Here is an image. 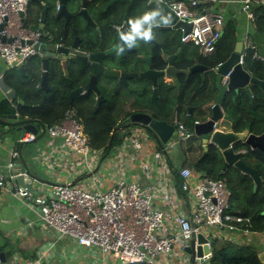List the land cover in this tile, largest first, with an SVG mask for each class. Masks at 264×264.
<instances>
[{
    "label": "built area",
    "instance_id": "1",
    "mask_svg": "<svg viewBox=\"0 0 264 264\" xmlns=\"http://www.w3.org/2000/svg\"><path fill=\"white\" fill-rule=\"evenodd\" d=\"M218 1L238 3L252 24V6L264 5V0H181L170 3V10L177 19L188 18L191 25L188 33L181 34V43L196 46L207 57L215 52L224 31L222 10L213 8ZM28 8L29 0H0V59L8 69L26 64L49 39L43 29L24 26ZM8 38L13 40L8 42ZM243 43L239 64H244V57L250 50L253 59L263 60L247 36ZM229 74L230 71L222 76L223 85L227 84ZM4 75L0 72V82ZM10 94L8 91L7 99ZM172 126L174 134L164 143L146 127L131 126L122 143L115 148L114 156L102 159L101 151L90 147L79 111L72 104L58 123L43 130L38 128L36 134L28 133L22 142H46L51 151L45 156L47 162L51 158L61 160L70 175L86 178L91 174L92 180L59 182L35 193L27 183L26 173L10 174L8 185L0 173V188L8 187L57 238L69 237L77 246L93 251L99 264L107 261L157 264L162 256H175L178 252L184 255L188 242L203 230L215 227L230 233L247 232L248 229L242 227L246 220L229 208V192L223 179H211L187 167L178 169L169 162L176 149L172 137L184 141L194 133V126L184 124L176 114ZM149 142L157 143L160 149L150 152L147 149ZM20 155L21 146L11 152V158ZM136 158L137 172L133 168ZM56 166L54 163L53 167ZM8 167L13 169L14 162L9 161ZM96 172H100V179L93 177ZM106 179L115 180L109 185ZM182 202L187 207L179 210L178 204ZM210 256L211 252L207 259Z\"/></svg>",
    "mask_w": 264,
    "mask_h": 264
},
{
    "label": "trees",
    "instance_id": "2",
    "mask_svg": "<svg viewBox=\"0 0 264 264\" xmlns=\"http://www.w3.org/2000/svg\"><path fill=\"white\" fill-rule=\"evenodd\" d=\"M39 1V0H38ZM181 1V0H165ZM40 4V3H39ZM30 6V1H29ZM40 5L36 10L34 23L38 25L42 19L40 15ZM254 12V30L249 36L257 50V53L263 56V60L252 58L253 51L250 50L244 57V68L249 73L259 79L264 80V5H253ZM48 15V13H47ZM236 20L230 16L224 17V31L221 39L216 45L215 52L209 57H203L198 52L197 47L188 45L182 49L180 56L176 59V64L180 67H191L194 63L209 68H214L223 63L233 52L238 41V28ZM180 36L177 37V45L165 46V52L170 54L181 44ZM58 39V37H56ZM159 66L163 67L161 61ZM48 91L38 89L40 82V60L37 57L30 58L24 66L25 77L19 76L7 77V82L14 89L15 102L17 99L23 101V105L17 104V108L12 107L11 103L3 100L0 102V118L3 116L17 114L21 120H30L44 127L51 126L61 120L62 114L70 106L68 95L71 91V84L68 81L64 83L63 72L57 67L49 68ZM18 75V74H17ZM20 75V74H19ZM206 76L211 77V85H201L200 74H192L188 80L185 92L190 96L183 100L181 95L176 99L161 101L159 111L154 114L157 118H169L173 111L178 110L183 115L185 124L189 127L196 121H204L210 114V108L213 105L217 88L215 85L216 74L214 71H208ZM17 78L20 80L18 81ZM252 99H250L243 90L238 92L228 91L224 94L221 101V108L228 115L232 122L222 120L219 126L224 130L243 131L249 130L250 133L260 135L264 133V93L255 85L250 87ZM163 94V92H161ZM178 103V104H177ZM79 110H83L81 102H73ZM81 106V107H80ZM190 108L189 115H186V108ZM260 112V114H258ZM183 113V114H182ZM121 118L120 114L100 116L93 121L84 122V131L89 139V145L93 150L101 151V156L107 158L114 153V142L119 139L117 133L112 129L117 120ZM194 140H200L194 136ZM192 139V138H191ZM184 154L185 160L181 163L182 167L191 168L201 173L203 176L211 179H224L227 182L229 194V208L232 203L236 205L237 211L234 214L241 216L246 221L242 227L250 232H264V153L257 150L254 153L245 156L244 161L257 170L262 179V185L255 191L253 182L247 175L241 174L236 169L228 170L225 174L222 172L223 157L220 152L212 145L208 147L207 154L203 157V146L197 143L189 152L181 148V154ZM186 154V155H185ZM0 251L2 248L0 247ZM211 262V263H210ZM209 264H264L258 255L249 250L246 254L234 258H228L226 251L214 253L209 260Z\"/></svg>",
    "mask_w": 264,
    "mask_h": 264
},
{
    "label": "flooded vegetation",
    "instance_id": "3",
    "mask_svg": "<svg viewBox=\"0 0 264 264\" xmlns=\"http://www.w3.org/2000/svg\"><path fill=\"white\" fill-rule=\"evenodd\" d=\"M38 2L42 5L40 8V15L43 6H46L45 17L40 20V23L43 25L44 31L49 35V39L45 41L49 51H53L58 46L69 47L73 42V30L75 29L80 38L79 50H88L94 53L104 52L105 56L100 62L104 70L138 75L149 67H152V69H161L162 67L159 66V63L164 56L166 57L174 54L178 49L182 51V49L189 45L181 43L177 49L170 54L165 52V46L169 45L172 47L175 46V44L177 45V37L182 34L180 30L173 28V22L170 16L167 15L170 18V23L167 26L154 28V39L151 42L144 43L140 41L138 42V46L134 47L136 48L134 52L126 49L124 54L118 55L117 45L121 43L119 33L128 31L129 19L139 17L144 12L154 9L156 7L154 4L150 6L142 4L136 8L132 7L130 9L127 8V2H122L121 0H88V13L95 25L92 27L88 26L83 17L78 15L81 5L80 0H66V8L71 14L68 21L63 18H56L55 0H39ZM31 6H29V8ZM37 7L38 5L32 7L33 14H35ZM56 37H58V39ZM38 54L34 57L40 60L41 66L42 59L38 57ZM202 56L207 57L204 55ZM175 60L174 64L176 67L182 69L189 68L178 66ZM53 65H55V67L57 66V68L63 72L64 86L68 84V82L66 84L65 82L69 80L72 87L70 93L77 88H82L87 85L93 74L90 68V61L80 62L69 59L67 62V69L64 70L59 61L49 60L48 67L50 68ZM178 79L180 82L178 91L173 81H168L167 84H163L162 80H159L157 94L152 97L153 86L151 82L145 78H127L125 79L127 85H125L119 83L120 79L117 76L104 77L103 75H98L95 82L92 81L91 88L75 96L73 102H81L83 106L81 112L75 105L79 111V117L82 121L83 128H85L84 122L93 121L107 114L111 116H113L114 113L120 114L121 118H119L112 127V129L120 135L122 130L127 132V129L131 126H142L140 124L125 122L130 115L135 113H147L151 115L152 118L170 123L172 115L168 119L157 118L156 115L159 113H154L159 111L160 104H162L161 101L163 100L169 99L170 97L172 100H176L180 95L183 100H186L190 96L189 93L185 92L190 77L186 80L184 75H179ZM201 79V85L205 86L207 76L204 74ZM128 86H131L134 90L129 89ZM161 92H163V94ZM98 98L99 104L94 109L95 102ZM174 112L178 113L179 119L184 120L183 113V115H181L178 110H174L172 114H174ZM186 112L185 114L189 115V107L186 108ZM126 124L127 128L122 129V126ZM231 169L233 168L229 167L223 169L222 165V172L225 174Z\"/></svg>",
    "mask_w": 264,
    "mask_h": 264
},
{
    "label": "water",
    "instance_id": "4",
    "mask_svg": "<svg viewBox=\"0 0 264 264\" xmlns=\"http://www.w3.org/2000/svg\"><path fill=\"white\" fill-rule=\"evenodd\" d=\"M29 1L31 5H36L38 2V0ZM80 1L81 5L78 11V15L83 17L88 26L94 27L95 25L87 9L88 0ZM121 1L127 2V8L130 9L132 7L136 8L142 4H146L147 6H150L152 4L156 5V0ZM159 2L160 7H162L164 10V14L170 16L173 22V28L176 30H180L182 34L188 33L191 26L190 23H188V18L177 19L174 13L169 9L167 1L159 0ZM55 5L56 18H63L68 21V19L71 17V14L66 8V0H55ZM45 9L46 6H43V9L41 11V18L45 17ZM73 35V42L69 47L58 46L53 51H49L46 43H43L40 46L38 57L42 60L40 66L41 73L38 89L45 92L49 90L47 82L49 76V60L59 61L62 64L64 70L67 69V62L69 59L77 60L80 62L90 61V68L93 72L92 76L90 77L91 80L84 87L77 88L69 94V104H73L75 96L81 94V92H83L84 90H89L92 86V81L95 82L98 75H103L104 77L117 76L120 79L119 83L125 85H127V82L125 81V79L127 78H145L150 81L153 86L152 97H154L157 94L159 80H162L163 84H167L168 81H173L178 91L180 87V82L178 79L179 75H184L186 77V80H188L192 74H202L212 70L216 74L215 85L217 88V96L215 102L210 108V114L208 118L205 121L194 123L193 125L195 135L200 137L202 140L204 151L203 157L207 154L208 147L212 145L220 152L223 157V169L232 167L239 171L241 174L247 175L253 182L254 191L258 188V186L262 185V179L259 176L257 170L249 166L244 161V158L246 155L251 154L257 150L264 153V133L255 135L253 133H250L247 129L239 132L234 130H224L223 128L215 129V126L222 120L232 122V119L228 115H224L221 110V101L226 92H238L239 90H243L251 99L252 94L250 86L255 85L259 87L264 93V80H259L253 77L249 73V71L245 70L243 65L239 64V56L244 47V43L242 41L239 40L236 42L233 52L223 63L218 65L215 70L210 68L208 69L206 66L199 63H194V65H192L188 69L176 67L174 64V60L177 59L176 57H178L181 53V49H178L176 53L163 57L162 61L164 62V66L161 69H152V67H149L147 70L137 75L133 73H120L116 71L104 70L103 66L100 63L105 56L104 52L94 53L88 50H79L80 38L75 29L73 30ZM3 40L5 39L3 38ZM6 40L10 42L13 39L8 38ZM135 50L136 48H132L128 51L134 52ZM52 67L55 68V65H53ZM229 71L230 74L228 77V82L226 85H223L221 82L222 76H224ZM17 72L25 77L24 65L18 67ZM128 88L134 90L131 86H128ZM17 102L21 105L23 104V102L19 99H17ZM98 104L99 98L95 102L94 109L98 106ZM125 122L140 124L146 127L161 143L166 142L174 131V128L170 123H168L167 121L152 118L151 115L147 113L132 114L125 120ZM36 124V122L30 120H21L17 114L3 116L0 118V125L14 127L18 131L21 130L32 134H36L38 132ZM126 126L127 124L122 126V129L127 128ZM43 128L44 126L40 125V129L43 130ZM2 129L4 128H0V131ZM124 134L125 131L121 132L120 137H123ZM185 251L191 256V264H195L196 261L207 259L210 255V246L208 244V239L202 233H197L186 245ZM0 261H3V253H0Z\"/></svg>",
    "mask_w": 264,
    "mask_h": 264
},
{
    "label": "crops",
    "instance_id": "5",
    "mask_svg": "<svg viewBox=\"0 0 264 264\" xmlns=\"http://www.w3.org/2000/svg\"><path fill=\"white\" fill-rule=\"evenodd\" d=\"M171 2L172 1H167L168 7H170ZM218 2L220 4L222 3L220 1ZM36 5H38V7L40 5V8L42 7V5L39 4V2H37ZM36 5L32 4L31 6L30 4L31 6L30 12H31V16L33 17L32 19H34L36 15V11L35 14H33L32 7ZM213 8L215 9L218 8L222 10L223 16L230 15L236 20L238 25L237 28L239 32L238 41L240 40L243 42L245 36H247V38L249 39L250 34L254 30V26L251 22L247 21L245 15L240 10V6L238 3L227 2V3H222L219 7L213 5ZM38 25H39L38 29H43V25L40 23V21ZM198 52L200 53L199 49ZM0 72L5 73L3 81L0 82V102L3 100L10 102L9 99H11L13 101L10 102L12 107L17 108V104L19 103L14 101L15 100V93L13 91L14 89L12 88V86L8 84L7 79H5V76L7 77L19 76L21 78L23 76L19 75L20 73L17 72V68L8 69L4 61L1 59H0ZM204 74L206 76L207 72L200 74L201 77L204 76ZM17 80L19 81L20 79L17 78ZM209 80L207 79V83H206L207 85H211ZM8 91H10L11 93L9 99H7L6 97L8 95ZM221 110L222 113L226 115L222 108ZM175 114L179 119L178 113L174 112V114H172L170 119L171 125H172V118ZM179 120L185 124L184 120L182 119ZM36 127L38 129L40 128V125L36 124ZM0 128H4L0 131V173L4 176V179H6L7 185H8V181L10 180L9 177L10 174L15 172L26 173V175L28 176L27 183L32 188V191L35 193L43 192V190L59 182L68 183L71 182L72 180L74 182H77L78 180L79 181L81 179L86 180L87 178L92 177L91 174H87V177L85 176L86 178H84L80 176L74 177L70 174L65 175L64 173H57L56 175H54V177H50L46 174V170H45V175L40 174V169H39L40 166L41 167L43 166L45 169V166L48 165L46 164V161L44 160H43L44 162L41 161L47 150L50 149L46 144V142L41 141L40 143H34V147L31 149L33 145H30V147H28L29 144L27 146L25 145L26 142L25 143L22 142V140L25 137H27L28 132L23 131L24 134L21 136L19 135V132L21 130L18 131L14 127L0 125ZM216 128L220 129L221 127L219 126V124H217ZM173 134L174 131L172 132L171 135ZM126 136H127V132H125L123 138H125ZM150 137L153 138L151 135ZM20 146H21V155L18 156L17 158H11L12 150L15 148H19ZM117 147L118 146L114 147V154H115V148ZM155 148L156 147L153 145L147 147L148 150L149 149L155 150ZM102 158L105 159L104 157ZM107 158H110V156ZM9 161L14 162L13 169H10L8 167ZM136 161L137 158L133 161V165H134L133 168L137 172ZM169 162H171V164L173 163L172 165L177 167L178 169L182 167V166H178L175 160L173 159H171ZM93 177L100 179V176L98 175L97 172L93 175ZM170 178H173V176L171 175ZM114 180L115 179H113V181ZM113 181L106 179L105 182L110 185ZM224 181L226 182V180ZM189 182H192V179H189ZM228 192L230 191L228 190ZM178 207L179 210H182L183 208H186L187 205L185 204V202H182V204L181 203L178 204ZM209 231H213L214 233H212L210 236L207 235L205 230L201 231L200 233H202L210 243L209 245L211 252L210 258L214 253L220 252L222 250L225 251V249L227 248V246L224 248H220V247L217 248L218 239H216L215 236L216 233L218 232L221 233L225 238V242L220 245H225L226 242L230 239H232V241H234L235 243H245V244L247 242H250L251 238L259 239V243L253 245L254 247H250V246L247 247H249V250H253L258 255L260 260L264 262V235H263L264 232L258 233V232H250L248 230L247 232L230 233L226 230L218 229L215 227L209 229ZM0 247L2 248V251H0V253H3V261H0V264H99V259L97 258L96 254L93 251H89L87 249L77 246L75 241L69 237H64L63 239L57 238V235L52 230L45 227L36 214H34L31 210H29L28 208L22 205L20 200L10 192L8 187L4 189L0 188ZM210 258L207 259L205 263H201V261H196L195 264H209ZM191 260L192 259L190 254L184 251V255L178 252L175 256H170V257L162 256L161 258L158 259L157 264H191ZM106 264H117V263L114 261H107Z\"/></svg>",
    "mask_w": 264,
    "mask_h": 264
},
{
    "label": "rangeland",
    "instance_id": "6",
    "mask_svg": "<svg viewBox=\"0 0 264 264\" xmlns=\"http://www.w3.org/2000/svg\"><path fill=\"white\" fill-rule=\"evenodd\" d=\"M221 4L218 3V2L215 3V5L217 7H219ZM26 16H27V19L25 21L24 26L26 28L38 29L39 25H37V23L35 25L34 19H32L33 17L31 16L30 8H28ZM184 45H186V44H184ZM13 72H15V71H13ZM6 78H7V76H6ZM207 79L208 80L210 79L209 81L211 83V77L207 76ZM258 114H260V112H258ZM23 134H24L23 131L19 132V135L22 136ZM117 135H118L119 139H117L118 140L117 142H114V144H113L114 146L113 147H116V146H118V145H120L122 143L123 137H120V135L118 133H117ZM191 138H189L187 140H184V141H178L176 137H172V140L175 141L176 149H175L174 153L171 154V159L175 160V162L177 163L178 166H181V163H183V161L185 160L184 154L183 153L181 154L182 146H183V150H184V153H185L186 151L189 152V150L192 147H194L197 143H199L200 145L202 143L201 139L200 140H198V139L194 140V138H195L194 137V133L191 136ZM28 144H29V146H28ZM25 145H27L28 147H30V145H33L31 147V149L34 147V143H26ZM151 145L155 146L156 150L160 149V147L157 145V143H153V142H149L147 144V147H149ZM149 151L153 152L154 150H150L149 149ZM50 153H51V151L47 150V152L43 156L44 161H46L45 160V156L48 155V154L50 155ZM110 156H114V155L111 154ZM54 163L57 164L56 168L53 167ZM46 164H48V165L45 166V169H44L43 166L42 167L40 166V168H39L40 169V174H44L45 175V170H46V174L48 176H50V177H54V175H56L57 173H64L65 175L69 174V171H68V169L66 167V164L64 162H62L61 160H57L56 161V160H54V158H51L50 161H48V162L46 161ZM98 175L100 176V172H98ZM88 179H91V178H88ZM224 180H225V178H224ZM234 210L237 211V207H236L235 204L232 203L231 212H234ZM205 231H206L208 236H210L212 233H214L213 231H209V229H207ZM215 237H216V239H218L217 248L218 247L224 248V247L227 246L225 251L227 253L228 258H234V257H237V256H241L243 254H246L249 251V247H247V246L254 247L253 245L259 243V239H257V238H251L250 242H247L246 244L245 243H235L234 241H232V239H230V240H228L226 242L225 245H220V244L225 242L224 236L221 233L217 232Z\"/></svg>",
    "mask_w": 264,
    "mask_h": 264
},
{
    "label": "clouds",
    "instance_id": "7",
    "mask_svg": "<svg viewBox=\"0 0 264 264\" xmlns=\"http://www.w3.org/2000/svg\"><path fill=\"white\" fill-rule=\"evenodd\" d=\"M169 23L170 18L164 14L159 0H156L154 9L144 12L139 17L129 19L128 31L119 33L121 43L117 45L118 55L124 54L126 49L137 47L140 41L151 42L154 39L153 29L167 26Z\"/></svg>",
    "mask_w": 264,
    "mask_h": 264
}]
</instances>
